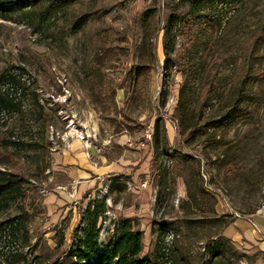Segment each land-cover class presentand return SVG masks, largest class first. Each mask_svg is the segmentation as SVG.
<instances>
[{
  "label": "rangeland",
  "instance_id": "1",
  "mask_svg": "<svg viewBox=\"0 0 264 264\" xmlns=\"http://www.w3.org/2000/svg\"><path fill=\"white\" fill-rule=\"evenodd\" d=\"M204 7L0 0V264H58L97 200L100 242L128 218L163 264H264L225 235L264 217V0Z\"/></svg>",
  "mask_w": 264,
  "mask_h": 264
},
{
  "label": "trees",
  "instance_id": "2",
  "mask_svg": "<svg viewBox=\"0 0 264 264\" xmlns=\"http://www.w3.org/2000/svg\"><path fill=\"white\" fill-rule=\"evenodd\" d=\"M61 1L63 2V0ZM189 1L191 14L196 16L202 7L205 6L203 9V13H205L217 0ZM192 30L194 33L195 27H192ZM194 35L193 41H195ZM166 49V53H168V48ZM111 52L110 50L105 51L104 56L99 55L97 57L96 63L99 70L92 78L95 84L91 86L96 101L102 98L103 93L101 68L107 55ZM168 57L169 54H167L166 60H170ZM23 193L24 180L16 174L0 170V214L8 210L11 202ZM107 210L108 206L104 200H97L87 207L81 216L79 226L75 230L76 237L73 251L64 253L63 260L58 264H163L161 252L156 255L152 253L144 254V234L134 229L132 219H120L116 225L115 233L110 234L103 242H100V230ZM1 227L2 225H0Z\"/></svg>",
  "mask_w": 264,
  "mask_h": 264
},
{
  "label": "crops",
  "instance_id": "3",
  "mask_svg": "<svg viewBox=\"0 0 264 264\" xmlns=\"http://www.w3.org/2000/svg\"><path fill=\"white\" fill-rule=\"evenodd\" d=\"M235 250L250 257L264 258V217H236L225 230Z\"/></svg>",
  "mask_w": 264,
  "mask_h": 264
},
{
  "label": "bare ground",
  "instance_id": "4",
  "mask_svg": "<svg viewBox=\"0 0 264 264\" xmlns=\"http://www.w3.org/2000/svg\"><path fill=\"white\" fill-rule=\"evenodd\" d=\"M74 130H75V129H74ZM79 135H80V134H79ZM79 135H78V136H79ZM83 136H84V135H83ZM84 138H85V137H84ZM81 140H83V139H81Z\"/></svg>",
  "mask_w": 264,
  "mask_h": 264
}]
</instances>
